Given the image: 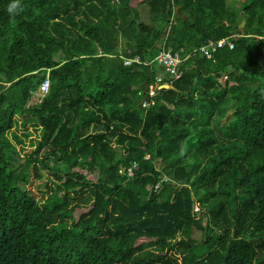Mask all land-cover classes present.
Wrapping results in <instances>:
<instances>
[{
  "label": "trees",
  "instance_id": "trees-1",
  "mask_svg": "<svg viewBox=\"0 0 264 264\" xmlns=\"http://www.w3.org/2000/svg\"><path fill=\"white\" fill-rule=\"evenodd\" d=\"M10 2L0 264H264V0ZM161 47L189 54L177 79Z\"/></svg>",
  "mask_w": 264,
  "mask_h": 264
},
{
  "label": "built area",
  "instance_id": "built-area-1",
  "mask_svg": "<svg viewBox=\"0 0 264 264\" xmlns=\"http://www.w3.org/2000/svg\"><path fill=\"white\" fill-rule=\"evenodd\" d=\"M224 45H227L229 48H232L233 42L228 38H220L215 41L208 40L205 44L199 46L196 49H193V51L195 52L198 51L201 55L205 56L208 59H211L212 52L217 48L223 47ZM180 51L181 50H179V52ZM188 55L189 54H186L184 57H181L178 52H171L170 49L161 47L158 53L156 54V56L153 58V61L163 68V73H166V77L168 79L174 80V79H177L181 75L180 65ZM133 62L140 63L138 56H134L132 58H127V57L123 58L124 65H130ZM45 77L46 78L41 81L37 90L34 92V96L38 98L39 100L48 91V88H49V80H48L47 74ZM226 78H227L226 75H223L220 81H223ZM168 86H169V82L164 80L163 74H157L154 80L150 82L147 85V88L145 89V91L147 92L149 96V99L144 100L142 102L143 105H146L147 103L148 104L152 103V98L155 95V92L157 89L161 87H168ZM147 157L148 155L145 156V158ZM135 167H136V164L132 165L131 168H135ZM131 168H128L126 170L125 173L127 175H131ZM162 180H166V177L163 176L159 182L154 184V187H153L154 190L158 188ZM193 209L198 210L197 204L194 205Z\"/></svg>",
  "mask_w": 264,
  "mask_h": 264
},
{
  "label": "clouds",
  "instance_id": "clouds-1",
  "mask_svg": "<svg viewBox=\"0 0 264 264\" xmlns=\"http://www.w3.org/2000/svg\"><path fill=\"white\" fill-rule=\"evenodd\" d=\"M22 10H23V7L21 4V0H11V2L8 4L7 9H6L10 17H15L19 15Z\"/></svg>",
  "mask_w": 264,
  "mask_h": 264
},
{
  "label": "rangeland",
  "instance_id": "rangeland-1",
  "mask_svg": "<svg viewBox=\"0 0 264 264\" xmlns=\"http://www.w3.org/2000/svg\"><path fill=\"white\" fill-rule=\"evenodd\" d=\"M228 1H229V3H232V2H233V5H235V6H238L239 3L241 2V0H228ZM136 2H138V0H132V4H136ZM142 8H143V7H140V8H139V16H140V20H141V21H145V22H149V21H147V20L145 19V16H146V15H145V13L143 12ZM194 236H196V238H198L199 233H198V232H195Z\"/></svg>",
  "mask_w": 264,
  "mask_h": 264
},
{
  "label": "water",
  "instance_id": "water-1",
  "mask_svg": "<svg viewBox=\"0 0 264 264\" xmlns=\"http://www.w3.org/2000/svg\"><path fill=\"white\" fill-rule=\"evenodd\" d=\"M178 8H179V6H176V8H175L176 14H177ZM246 17H247L246 15H244L243 17H241V16L237 17V22H238L239 26H242L244 24V20H242V19H246ZM183 18H184V16H183Z\"/></svg>",
  "mask_w": 264,
  "mask_h": 264
}]
</instances>
